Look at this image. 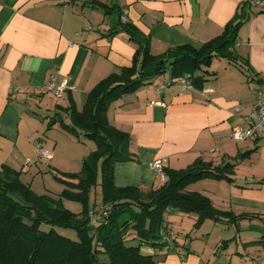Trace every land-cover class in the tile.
<instances>
[{
    "label": "crops",
    "instance_id": "1",
    "mask_svg": "<svg viewBox=\"0 0 264 264\" xmlns=\"http://www.w3.org/2000/svg\"><path fill=\"white\" fill-rule=\"evenodd\" d=\"M244 1L0 0V165H24L22 138L26 127L31 128L25 120L30 101L55 113L57 105H66L68 92L80 109L100 79L131 63L138 44L117 25L116 11L146 37L149 51L159 54L173 45L199 48L235 19ZM247 12L236 31V61L213 59L203 87L209 90L182 91L165 72L112 100L106 111L109 122L129 135L132 159L115 163L117 186L158 187L164 179L150 165L155 159L170 168L185 167L198 157L214 164L235 163L232 182L211 179L214 188L204 193L219 208L257 216L237 224L213 220V226L243 232L227 261L196 256L190 263L186 257L184 264H246L245 255L253 264L264 257L260 245L245 244L264 238V183L258 182L264 179V139L237 143L231 137L234 127L244 125L243 115L264 86V9L250 6ZM64 78L68 87L62 97L44 89L45 83ZM176 241L177 248L158 264H176L172 255L185 256L183 244L189 254L193 251L185 241Z\"/></svg>",
    "mask_w": 264,
    "mask_h": 264
},
{
    "label": "trees",
    "instance_id": "2",
    "mask_svg": "<svg viewBox=\"0 0 264 264\" xmlns=\"http://www.w3.org/2000/svg\"><path fill=\"white\" fill-rule=\"evenodd\" d=\"M247 3H242L235 19L221 33L199 48L173 45L159 54L151 53L146 37L130 22L120 20L121 14L116 11L117 25L138 44L131 63L100 79L88 90L80 109L66 92V105H57L55 117L48 122L52 126L59 121L72 134H82L95 142V149L82 160L80 170L69 174L73 177L67 182L71 186L61 192L82 202L83 209L74 213L65 208L61 194H36L28 182L20 179L21 170L1 164L0 264H158L178 245L165 218L171 210L194 213V227L207 218L237 224L241 218L257 216L255 212L234 214L219 208L204 192L188 188L206 177L232 182L235 163L231 161L214 164L198 157L182 168L163 167L164 182L155 188L115 185V163L132 157L128 133L111 124L106 115L112 100L165 72L172 81L185 77L194 89L201 90L212 74L208 67L214 58L236 61V31L247 17ZM60 112L68 116L69 124L62 121ZM258 182L264 183V179ZM97 184L100 205L88 208V192ZM42 223L49 228L42 229ZM57 227L73 229L76 238L65 236ZM245 244L264 248V238Z\"/></svg>",
    "mask_w": 264,
    "mask_h": 264
},
{
    "label": "rangeland",
    "instance_id": "3",
    "mask_svg": "<svg viewBox=\"0 0 264 264\" xmlns=\"http://www.w3.org/2000/svg\"><path fill=\"white\" fill-rule=\"evenodd\" d=\"M51 116H54L52 108L45 109L38 106L37 102L33 100L26 106L25 120L29 121L31 128L28 131L26 127L24 131L25 138H22V144L24 145L23 149L27 152L23 159L22 169L17 170H21L20 179L23 182H28L36 194H49L57 197L64 188L71 186L67 183L73 179L69 174L80 170L82 160L95 149V142L82 134H72L59 121H56L54 126H49L48 122L52 119ZM60 117L64 123H70L64 113L60 112ZM36 145L37 147L46 145L45 150L52 154L54 159L38 156ZM33 149L35 150L33 151ZM241 171L244 173V169ZM211 179L213 178L206 177L197 180L191 183L188 188L209 193L214 188L213 183L210 182L213 181ZM88 194L87 207L91 208L93 204L96 207L99 206L100 186L98 184L92 186ZM60 197L62 205L68 210L74 213L82 211L84 206L82 202L63 194ZM194 215V213H186L182 210H171L165 214L171 232L180 242L185 241L189 244L188 247L193 249L192 252L189 251L190 254L187 248L180 249L185 256L173 254L172 257L176 259V264L186 263V257L190 263L191 259H196V256H202L209 262L227 261L229 251L233 249L236 242L241 241V236H244L243 232L238 231L235 226L225 227L217 224L213 226V219L210 218L204 220L198 227H194ZM41 228L47 230L49 225L42 223ZM56 229L65 236L76 238L75 231L71 228L57 227ZM242 259H245L246 264L250 263L249 255H245V258ZM166 264H172V260H168Z\"/></svg>",
    "mask_w": 264,
    "mask_h": 264
},
{
    "label": "built area",
    "instance_id": "4",
    "mask_svg": "<svg viewBox=\"0 0 264 264\" xmlns=\"http://www.w3.org/2000/svg\"><path fill=\"white\" fill-rule=\"evenodd\" d=\"M251 7L264 9V3L262 0H246ZM264 80V76L262 77ZM177 83L180 85L182 91L194 90L190 81L181 77L177 79ZM68 87V80L66 78L59 82L50 81L45 83L44 89L50 92L54 97L60 98L64 95L65 90ZM202 91L209 90L208 88H202ZM158 102H155L157 104ZM241 110V106L236 108V111ZM243 126H237L232 129L231 137L237 142H243L245 140H256L258 138L264 139V86L257 90L255 100L250 107V111L243 115ZM37 154L45 159L51 158V154L46 150L37 148ZM28 161V159H27ZM151 167L154 171L161 175L164 179L162 169L164 167L162 159H155L151 162ZM253 264H264V257L259 258Z\"/></svg>",
    "mask_w": 264,
    "mask_h": 264
}]
</instances>
